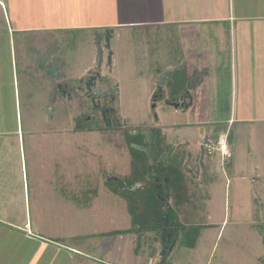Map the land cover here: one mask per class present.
Here are the masks:
<instances>
[{
	"label": "rangeland",
	"instance_id": "obj_1",
	"mask_svg": "<svg viewBox=\"0 0 264 264\" xmlns=\"http://www.w3.org/2000/svg\"><path fill=\"white\" fill-rule=\"evenodd\" d=\"M234 2L237 6L242 0ZM224 3L233 10V0ZM166 4L167 0H0V185H4L0 186V264H27L36 244L33 239L28 242L26 231L6 224L11 216L7 207L14 205L28 208L33 236L40 233L48 243L57 240L61 246L57 249L48 244L41 255L43 261L36 264H130L136 255L150 264H188L192 254L187 247L201 233L206 235L198 240L202 251L192 257L195 264H264V170L252 169L250 177L245 174L246 178L238 179L237 174L232 176L223 169L219 157L205 158L206 188L191 193L183 186L181 191L188 198L181 209L164 204L169 227L178 228L177 245L167 253L165 262L161 257L165 249L156 242L161 231L155 228V221H134L127 198L112 191L111 187L131 194L128 178L143 159L138 145L133 147L138 138L135 134L146 125L154 124L155 132L171 147L186 142L194 155L199 148L196 143L202 142L199 127L188 129L187 115L176 112L164 100L155 108V122L152 118L150 99L160 76L167 67L183 62V40L177 26L168 23ZM259 16L258 20L264 17ZM135 23L142 25H132ZM112 27L116 34L111 41L114 61L110 81L120 85L116 107L129 126L121 133L97 132L101 128L95 126L96 132L89 133L87 128H75L73 122L79 106L87 101L81 96L66 100L46 64L51 56L60 58L62 78L74 87L79 78L98 66L96 35ZM225 41L220 62L226 65L222 90L228 94L218 99L222 132H226L233 112L230 78L234 59L230 39ZM242 46V51L249 49L245 41L239 43ZM243 54L247 56V52ZM241 62L239 69H247ZM185 74L186 69L179 70L165 84L168 100L181 88L169 83H179ZM243 78L245 81L248 76ZM185 87L187 90V84ZM257 89L253 92L259 95L256 106L244 110L250 117H264V90ZM237 126L230 127L232 136ZM219 131L213 135L218 137ZM251 132L264 134V126L255 124L244 133L238 131L236 141H247ZM258 149L263 151L264 146ZM13 150L21 152L16 165L6 157ZM176 157L171 159L172 170L166 172L172 177L178 168ZM228 180L232 185H227ZM256 181L262 200L254 201L249 194ZM11 182L26 184L27 201L24 193L17 197L21 190L12 185L9 195L15 201L9 202ZM186 182L191 184L190 179ZM169 201L175 202L173 197ZM184 207L189 217L185 220L180 218ZM225 207L232 221L217 240L219 229L211 231L204 223L213 220L214 210L219 215Z\"/></svg>",
	"mask_w": 264,
	"mask_h": 264
},
{
	"label": "crops",
	"instance_id": "obj_2",
	"mask_svg": "<svg viewBox=\"0 0 264 264\" xmlns=\"http://www.w3.org/2000/svg\"><path fill=\"white\" fill-rule=\"evenodd\" d=\"M233 6V10L231 11V7L225 4L224 0H167L166 11L168 23L177 26L178 30H180V35L184 45V52L181 59L185 62L186 68H188V74L190 75L192 72L204 73L202 75L203 84L199 86V89L196 92L197 95L195 96L201 109H198L195 118L194 116H191L190 112H187L186 114L184 113V115H187V121H189L185 125H187L188 129L198 126L201 133V139L203 141L208 139L215 141L218 137H215L213 134L217 129H220L218 136L220 134L225 135L228 133L227 144L232 154V158L227 159L228 161L222 162V156L219 151L215 152L214 156L211 157L210 160H216V158L219 157V160L223 165V169L228 170L232 176L237 174V178L241 179L246 178V176L250 177L252 169L254 172L264 170V150L260 151V149H258L261 145L264 146V134L251 132L246 136L247 141L239 140L238 142L235 137L236 134H238V131L239 133H244L249 130L250 126H255V124L264 126V117H250L247 114V111H244L250 106H256V100L259 95L253 94V92L258 90L257 86H260L264 90V48H261V46H264V17L261 18V20H258L260 17L259 14L264 16V0H242V3L237 6L233 0ZM254 10L256 11L255 13L252 12ZM159 22L162 23L164 21L161 20ZM121 25L124 26L127 24L121 23ZM132 25L140 26L142 24L135 23ZM183 28H188V30H184ZM226 39H230L234 59V62L231 65V73L233 76L230 78V97L233 112L231 118L228 120L226 132H222L221 125L223 122L220 119L222 105L218 103V99L223 98L226 94H228H224L222 90L224 89L226 82L224 73L226 65L223 62H220L225 51L224 47L227 45V42L225 41ZM242 41L247 42L249 49H244L242 51L243 46L239 47V43ZM240 52L243 58L242 62L239 60ZM243 52H247L246 57H244ZM239 62L244 64L247 69H239ZM173 66L174 65L167 67V70L172 69ZM239 70H241L242 73L239 74ZM239 75L241 77H239ZM244 75L248 76V79L245 81L243 78ZM221 84L222 87L220 88ZM244 85L248 87L244 89ZM231 121L232 123H230ZM236 124H238L236 127L238 128V131L235 136H232L230 127L235 126ZM260 135H262L263 138ZM184 145L188 148V144L186 142H184ZM12 152L7 154L6 157H10V159L12 158L14 164L16 165V161L21 152H17L15 150ZM242 168L245 170L243 173ZM14 172L15 171L13 170L12 174ZM10 176L11 181H13L12 175ZM233 180H235V178H233ZM253 182V187L249 197H251L254 201H256V199L262 200L260 197L259 183L257 181L255 183ZM12 185L15 187L18 186L16 182H11L7 190L8 195L11 193L9 189ZM227 185H232L229 180ZM17 188L21 190L17 193L19 196L14 195L19 198L21 193H24L23 195L25 197V201H27V197L25 195V193L27 194L26 184L21 182L20 186ZM204 188H206V186ZM10 197L9 202L15 201L14 199L12 200V196ZM247 200L249 202L248 196ZM184 205L185 204H183V206ZM25 208L22 205L19 207H15L14 205V208L11 209L7 207V212H10L11 216H9L6 224H9L8 226H12L16 230L26 231V233H28V238H26L28 242L32 239L36 242L30 254V258L28 257L29 260L27 261V264H36L38 261H43L41 260V255L48 244L50 246H55L57 249L61 246L58 244L57 240L48 243L45 236L40 233H37L34 236L31 234L33 223L31 218H29L28 208ZM183 209L184 211L180 213V218L185 220L188 217L186 213L187 207H184ZM215 211L216 210H214V214L212 215L213 220L210 223L206 222L204 224L209 226L208 228L211 231H217L219 229L217 234L218 240L224 227L232 221V217L229 213L227 214V207H225L224 212L219 215ZM235 216L236 219H238L237 215ZM199 225L201 226L202 222H200ZM179 230L186 231L187 229H185V227H179ZM176 233L177 230L174 228V235L171 238L172 242L169 244L170 246L175 245L176 247L177 245L178 238L175 241L173 240ZM189 235L192 234L189 232ZM205 235L206 234L203 235V233H201L198 235L195 243L192 246L190 245V247H187L192 254L188 264H195L192 257L195 254H199V252L201 253L202 248H199L200 243H198V240ZM156 242L157 244L162 243L161 247L162 249H165L164 244L167 242L162 241L161 236H156ZM110 251L111 249L108 252L111 253ZM168 252H172V250ZM168 252H166V254ZM165 255L160 256L164 257ZM135 257L136 259L134 262H131L130 264H150L146 258H140L137 255L134 256V258ZM139 258L140 262L138 260ZM113 262L114 261H110L109 264H117L116 262ZM253 262H256V260L254 259Z\"/></svg>",
	"mask_w": 264,
	"mask_h": 264
},
{
	"label": "flooded vegetation",
	"instance_id": "obj_3",
	"mask_svg": "<svg viewBox=\"0 0 264 264\" xmlns=\"http://www.w3.org/2000/svg\"><path fill=\"white\" fill-rule=\"evenodd\" d=\"M113 28H107L104 30L103 33L96 35V46L97 41L99 37L102 38L101 40V47L104 42V48H103V62L100 64L98 62V66H96L93 69H90L85 75H83L81 78L77 80V84L73 87L70 86V84L63 80L62 78V69L61 67V60L57 57H51L46 67L48 68V71L51 69H57V72H59V79L55 76H52L56 81V87L60 92H62L63 96L66 100H72L74 97L78 98L81 96L82 98H85L84 101H87L86 104L83 103L78 108V112L73 118L74 127L81 129V128H87L90 130L89 133L96 132L95 126L98 128L100 127V131L97 132H124L123 129H127L129 126L128 120L126 118H122L119 116L118 109L116 107L117 102L121 98V90L120 85L114 82L110 81V75L113 70V61H114V53L110 48L107 47L106 42V31ZM116 34V31L114 29L113 38ZM112 38V40H113ZM111 40V41H112ZM98 48V46H97ZM104 49L107 50V60L104 61ZM99 58V56H98ZM100 61V59H99ZM184 66L182 69H186V78H180V84L172 81V83H169L170 87L179 85L181 86L180 90H176L178 93L176 97L179 95L184 97L183 101L181 103H178L175 101L176 104H182L178 107H175L171 105V102L173 101V97L169 98V100L165 97L168 96L167 93L163 90L162 94L158 96L157 99H155V90L152 93L151 96V107L154 111V115L152 116L154 122H155V108L157 107L158 103L160 101L164 100V103L167 104V106L172 107L176 110V112L180 113H187L191 112V116L194 118L196 117V113L198 109H201L197 99L195 96L197 95L196 92L199 89V86L203 84V72H192L190 75L188 74V68ZM105 68V69H103ZM181 69V70H182ZM105 70V71H104ZM50 72V71H49ZM174 74V73H173ZM171 75L169 79H172L174 75ZM200 78V81L195 84L192 91H190L192 99L185 100L187 90L185 85L189 82H191L192 79ZM168 79V81H169ZM167 81V82H168ZM184 87V90L182 88ZM164 88V86H163ZM169 92V91H168ZM170 94V93H169ZM193 111V112H192ZM215 127V126H214ZM207 131V130H206ZM135 133V130L133 131ZM138 136L137 142L133 144V147H136L138 145L139 152L142 153L143 159L142 161L144 164L150 169V183L154 187V192L156 190L158 197H160L161 201L165 202L166 200L169 201L171 199L170 195V189L168 188L170 184V179L172 175L166 174L167 170H170L171 168V159L176 155L178 165V170L180 171V174L183 175V178L185 180V176L188 177L187 180H191V184H187V180H185L186 185L189 187V192L193 193L197 191V189H203L206 186V183L204 182L206 176H207V170L205 166V158L211 159L209 156H207L204 143L205 141L202 140V142L198 143L199 146L197 154H193L190 149L186 148V146L183 144H179L175 147L169 146L163 136H160L155 132V125H146L143 129L139 130L135 134ZM221 135V134H220ZM219 135V136H220ZM218 136V137H219ZM140 147V148H139ZM152 148V150L155 152V160H151L150 155L147 153V149ZM173 149L172 153H170V150ZM163 157L162 160H160ZM165 160H167L166 164L164 163ZM206 175V176H205ZM146 183H138V186H145ZM160 186L158 189L157 187ZM194 189V190H193ZM162 194H165L162 195ZM170 195V196H169ZM173 203L171 201L167 202V208H170V204ZM173 205V204H172ZM169 216V215H165ZM164 216V217H165ZM164 218L161 224V239L162 241L166 242V235L174 232V228H170L169 224L168 227L164 226ZM166 230V234H163V231Z\"/></svg>",
	"mask_w": 264,
	"mask_h": 264
},
{
	"label": "trees",
	"instance_id": "obj_4",
	"mask_svg": "<svg viewBox=\"0 0 264 264\" xmlns=\"http://www.w3.org/2000/svg\"><path fill=\"white\" fill-rule=\"evenodd\" d=\"M135 166L139 169H136V168L134 169L133 167L131 176L128 178L129 186H127V188L132 191L131 194L129 195V193L121 192L118 190L114 191L113 187H111L112 191L115 192L116 194H120L121 196L127 198L128 203H129L128 211L133 216L134 221H135V218L136 219L140 218V219H143L144 221L146 219V220H149L150 222L155 221V228L158 231H161V224H162L163 218L165 215L168 214L166 211L167 209L164 207V204H166L169 201L168 200H166L165 202L161 201L160 197H158L157 195L156 190L154 192V187L149 181L150 176L148 174L150 173V169L144 164V162L141 161L139 163H136ZM174 171L176 174L175 176L173 175V177H171L170 184L168 186V188L170 189V195L171 197L174 198V201H175L173 205L170 204V208L174 207L176 209H181L183 207V201L186 202V199L188 198V197L184 198L185 195L181 191V188L183 186L188 187V185H186L183 175L180 174V171L178 170V168ZM138 183H146V185L143 187L141 186L136 187ZM187 189L189 190V187ZM141 194L144 196H142ZM162 195L165 196V194H162ZM180 195L182 198H180ZM183 211L184 210H181L180 213H182ZM176 230L178 233V228H176ZM177 233L175 234V238L173 239L174 241L177 239V235H178ZM198 235L199 234H196V239L198 238ZM160 236L162 237L161 234ZM164 245H165L164 248H167L170 246L167 243H165ZM174 248H175V245L173 246L172 251ZM166 259H167V254L164 257H162V261L165 262Z\"/></svg>",
	"mask_w": 264,
	"mask_h": 264
},
{
	"label": "water",
	"instance_id": "obj_5",
	"mask_svg": "<svg viewBox=\"0 0 264 264\" xmlns=\"http://www.w3.org/2000/svg\"><path fill=\"white\" fill-rule=\"evenodd\" d=\"M113 33H114V29H109V30L106 31V39L105 40L107 42V47H106L107 49L110 48V46H111V40L113 38ZM101 40H102V38L99 37V39L97 41L98 56H99V59H100V61H99L100 64H102V62H103V48L101 47ZM183 65H184V63H182L181 66H178V67H175V68H172V69H168L166 72H164L160 76L159 85H158V88H157V90L155 92V99H157L158 96L162 94V92H163V86H165V84L167 83V81L171 77V75L173 73L181 70L183 68ZM49 71H50V73H51L52 76H55L56 75V78L59 79L60 75H59V72H57V69H51L50 68ZM199 81H200V78H196V79H192L191 82L188 83V85H187V94H186L187 96L185 97L186 98L185 100H187V99L191 100L192 99L191 94H190V91L193 90L195 84H197ZM183 99H184V97H182V96L179 95L178 97H175L173 99V101L171 102V105H173L175 107H178L179 105H182V104H176L174 102L177 101L178 103H181L183 101ZM172 151H173V149L170 150V153H172ZM147 153L150 155L151 160H155V158H156L155 157V152L152 150V148H148L147 149ZM162 159H163V157L160 160H162ZM166 162H167V160H165L164 163L166 164ZM157 188L159 189L160 186H158ZM164 221L165 222L163 223V225L166 226V227H168V224H169V216H165L164 217ZM166 233H167L166 230H164L163 231V234H166ZM173 235H174V232L173 231L171 233H169V234L166 235V242L168 244L171 243V238L173 237ZM172 248H173V245H171L170 247L165 248V250L162 253V255H165L166 252L171 251Z\"/></svg>",
	"mask_w": 264,
	"mask_h": 264
},
{
	"label": "built area",
	"instance_id": "obj_6",
	"mask_svg": "<svg viewBox=\"0 0 264 264\" xmlns=\"http://www.w3.org/2000/svg\"><path fill=\"white\" fill-rule=\"evenodd\" d=\"M230 123H232V121ZM227 135L228 133L225 135H220L215 141L211 139L205 141L204 148L207 156L211 158L214 156L215 152L220 151L222 162L228 161L227 159L232 158V154L227 144Z\"/></svg>",
	"mask_w": 264,
	"mask_h": 264
},
{
	"label": "clouds",
	"instance_id": "obj_7",
	"mask_svg": "<svg viewBox=\"0 0 264 264\" xmlns=\"http://www.w3.org/2000/svg\"><path fill=\"white\" fill-rule=\"evenodd\" d=\"M172 242V241H171Z\"/></svg>",
	"mask_w": 264,
	"mask_h": 264
}]
</instances>
